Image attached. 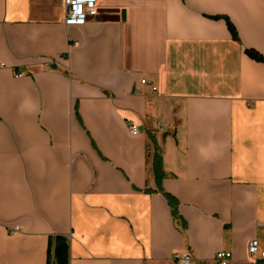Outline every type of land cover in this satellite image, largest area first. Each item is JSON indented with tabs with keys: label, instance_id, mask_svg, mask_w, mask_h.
Instances as JSON below:
<instances>
[{
	"label": "crops",
	"instance_id": "1",
	"mask_svg": "<svg viewBox=\"0 0 264 264\" xmlns=\"http://www.w3.org/2000/svg\"><path fill=\"white\" fill-rule=\"evenodd\" d=\"M96 7L0 0V264H255L264 0Z\"/></svg>",
	"mask_w": 264,
	"mask_h": 264
},
{
	"label": "built area",
	"instance_id": "2",
	"mask_svg": "<svg viewBox=\"0 0 264 264\" xmlns=\"http://www.w3.org/2000/svg\"><path fill=\"white\" fill-rule=\"evenodd\" d=\"M97 0H64L65 16L63 23L66 26H84L89 19H94L98 15L96 7ZM78 45V43H75ZM147 82L144 80L143 84ZM163 129L162 126H159ZM130 132L133 135L138 134V127L135 125L130 126ZM17 227L13 232H17ZM248 254L255 264H264V250L261 249L258 240H251L248 243ZM174 260L179 264H191L192 257L185 253L183 255L177 254ZM215 260L218 264H231L232 254L230 252L221 251L216 254Z\"/></svg>",
	"mask_w": 264,
	"mask_h": 264
},
{
	"label": "trees",
	"instance_id": "3",
	"mask_svg": "<svg viewBox=\"0 0 264 264\" xmlns=\"http://www.w3.org/2000/svg\"><path fill=\"white\" fill-rule=\"evenodd\" d=\"M227 23H228V28H229L230 32H232L234 38H237V34H236V30H235L234 26L232 25V23L229 20L227 21ZM246 53L248 56H250L254 60L263 61L262 56H260V54H258L255 51L247 50ZM152 170H153V173H154L156 180L158 182H160L165 175H164V171H163L162 155H161L160 149L157 145L155 146V152H154V156H153V160H152ZM174 214H175V212H174ZM174 217H176V215H174Z\"/></svg>",
	"mask_w": 264,
	"mask_h": 264
},
{
	"label": "rangeland",
	"instance_id": "4",
	"mask_svg": "<svg viewBox=\"0 0 264 264\" xmlns=\"http://www.w3.org/2000/svg\"><path fill=\"white\" fill-rule=\"evenodd\" d=\"M211 19H213V17H211ZM214 19H223V20H225L226 22L229 20L228 18H226V17H224V16H222V17H215ZM227 25H228V23H227ZM229 29V28H228Z\"/></svg>",
	"mask_w": 264,
	"mask_h": 264
}]
</instances>
